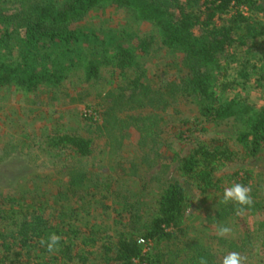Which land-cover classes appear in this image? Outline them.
I'll list each match as a JSON object with an SVG mask.
<instances>
[{
  "label": "trees",
  "instance_id": "obj_1",
  "mask_svg": "<svg viewBox=\"0 0 264 264\" xmlns=\"http://www.w3.org/2000/svg\"><path fill=\"white\" fill-rule=\"evenodd\" d=\"M105 8L122 11L128 19L125 26H119L120 33L127 36L119 35L116 39L123 40L115 44H110L114 36L108 40L105 31L94 35L86 30L89 14ZM143 22L151 24V31L140 35L136 28ZM258 37H264V0H0V93L12 87L32 95L48 92L50 87H59L71 69L81 71L82 81L89 85L100 82L104 73L112 78L120 75L131 91L126 96L123 92L108 93L113 100L103 108L105 123L100 125V132H113L133 123V115L129 120H117L118 107L147 111L139 118V128L154 130L148 134L154 135V144L164 133L153 129L161 128L157 114L172 104L193 100L198 113L177 120L175 126L176 139L190 148L174 150L171 163L176 164L177 176L193 183L205 200L216 201L211 208H216L210 218L212 225H227L229 222L223 220L236 217L237 206L220 203L224 189L219 174L238 155L229 139L205 140L202 133L208 132L205 123L234 118L238 122L237 141L245 155L256 157L264 150V103H252L243 94L251 81L256 87H264V61L260 59L261 69L257 65L248 69L250 62L240 61L238 56ZM157 46L172 52L171 76L159 75L153 82L145 74L143 79L142 73L131 78L140 57L152 55ZM238 63L241 67L231 78L229 71ZM221 70L224 82L218 78ZM84 118L94 121L91 116ZM151 121L154 125L150 126ZM46 143L52 152L74 151L82 158L91 157L95 151V140L78 132L55 133ZM244 174L239 180L237 171L234 177L236 183L248 187L256 178L250 169ZM255 186L251 184L250 188ZM69 190L68 186L59 188L57 201L60 196L70 200L61 206L56 201L52 217L47 216L44 203L38 207L15 204L8 198L10 192L0 194V249L4 253L0 264H198L201 256L207 257L209 264H221L214 242H221L225 253L234 250L243 255L250 251L253 258L264 256V236L237 241L211 236L207 231L203 237H190L186 214L191 196L179 180L160 187L156 208L144 221L141 215H132L114 237H106L102 228L89 231L74 222L86 211L78 202L75 207L70 195L76 193ZM254 197L252 207L247 209L251 213L263 205L262 199L256 194ZM257 225L264 230V219ZM51 233L62 239L58 251L49 254L39 240ZM182 233L187 239L179 247ZM139 238L145 239L149 251ZM96 247L97 251L93 249ZM261 258L262 263L256 264H264Z\"/></svg>",
  "mask_w": 264,
  "mask_h": 264
},
{
  "label": "rangeland",
  "instance_id": "obj_2",
  "mask_svg": "<svg viewBox=\"0 0 264 264\" xmlns=\"http://www.w3.org/2000/svg\"><path fill=\"white\" fill-rule=\"evenodd\" d=\"M87 20L86 30L91 31V34L98 35L105 31L104 36L107 39L114 36L113 39H108L110 44L123 40L116 39L119 35H126L120 33L121 28L128 23L127 16L122 11L105 8L89 14ZM136 29L140 35V32L150 33L151 24L143 22ZM255 41V44L247 47L238 56L240 61L247 59L250 62L248 69L257 65L259 70L263 64L260 59L264 61V37H258ZM157 47L147 58L140 57L139 64L130 72L131 78L142 73L140 75L143 79L145 74L148 81L153 82L157 81L159 75L171 76L168 71L172 69L169 64L174 63L172 52ZM240 67V63L232 66L229 71L231 78L236 77ZM219 73L218 78L224 82V70ZM125 82L120 75L112 78L110 74L104 73L100 82L89 85L82 81L81 71L71 69L64 82L57 88L50 87L48 92L44 90L32 95L12 87L0 93V194L10 192L11 196L8 195V198L15 204L28 203L38 207L44 203L47 216H53L59 188L68 186L72 189L69 192L76 193L70 195L75 207L80 203L86 211L83 218L74 222L85 226L89 231L102 228L107 233L106 237H114L117 229L126 225L132 215L139 214L141 221H144L156 208L155 197L160 187L168 181L179 180L191 196V206L186 214V231L190 237H203L207 231L211 236H217L219 227L224 225L232 229L227 238L237 241L240 238L256 240L260 236L261 239L264 230H259L257 224L264 219V150L256 157L245 155V149L237 141L238 122L234 118L205 123L208 132L202 133L203 139H229L238 155L219 174L223 189L236 183L234 174L237 171L240 180L245 177L244 170L250 169L256 178L248 185L251 187V184H256L251 189V195L256 194L263 203V209L255 213L246 210L232 219H224L223 221L229 222L227 225L220 223L213 226L210 218L216 208H211L216 201L205 200L193 183L177 176L176 164L171 163L174 150L188 151L190 148L176 139V123L183 118L195 116L198 113L197 105L193 100H184L157 114L156 119H161V128L156 126L153 129L164 131L157 144L153 143L154 135H148L154 130L141 131L139 128V118L147 111L135 112L128 108L120 110L118 107L115 110L117 120H129L128 117L133 115V123L121 125L119 130L113 132H100V125L105 123L103 108L106 102L111 103L113 100V97H108V93L123 92L126 96L131 90ZM119 85L128 89L121 90ZM139 88L140 86L138 90ZM243 94L248 95L252 103H264V87H256L254 81L248 84L246 90L243 89ZM84 116H91L93 123L86 121ZM148 124L154 125L152 121ZM64 131L92 137L95 140L93 155L82 158L74 151L59 154L49 150L46 143L48 136ZM82 176L85 180L81 179ZM104 196L107 197L106 200ZM69 200L68 196H60L57 203L60 206L66 205ZM128 208L131 209L130 212ZM186 239L187 235L182 233L178 241L180 244L186 243ZM212 245L222 262L229 252L225 253L221 242H214ZM183 246L181 244L179 247ZM93 249L97 251V247ZM2 250L0 249V258L4 255ZM162 250L165 251L164 247ZM243 255L247 257V264L262 263L260 256L253 258V252L246 251Z\"/></svg>",
  "mask_w": 264,
  "mask_h": 264
},
{
  "label": "clouds",
  "instance_id": "obj_3",
  "mask_svg": "<svg viewBox=\"0 0 264 264\" xmlns=\"http://www.w3.org/2000/svg\"><path fill=\"white\" fill-rule=\"evenodd\" d=\"M220 203L237 206L235 211L237 215H240L247 209H250L254 203L251 188L241 183H233L230 187L224 188L223 198ZM231 233L232 229L228 226L221 225L218 229V234L221 237H226ZM61 239L62 237L58 234L51 233L47 237L40 238L39 244L42 247H46L48 253L52 254L58 251V245ZM198 264H209L208 258L205 256L199 257ZM221 264H247V257L239 252L232 251L223 257Z\"/></svg>",
  "mask_w": 264,
  "mask_h": 264
},
{
  "label": "built area",
  "instance_id": "obj_4",
  "mask_svg": "<svg viewBox=\"0 0 264 264\" xmlns=\"http://www.w3.org/2000/svg\"><path fill=\"white\" fill-rule=\"evenodd\" d=\"M139 243L141 244V245H143L144 246V249H145V251L147 250V251H149L150 250V246L149 247H147V244H146V241H145V239H142V238H140L139 239ZM138 264V263H137Z\"/></svg>",
  "mask_w": 264,
  "mask_h": 264
}]
</instances>
